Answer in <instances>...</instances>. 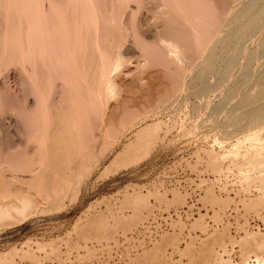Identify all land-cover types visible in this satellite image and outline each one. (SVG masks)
Instances as JSON below:
<instances>
[{"label": "rangeland", "instance_id": "374dc122", "mask_svg": "<svg viewBox=\"0 0 264 264\" xmlns=\"http://www.w3.org/2000/svg\"><path fill=\"white\" fill-rule=\"evenodd\" d=\"M216 1L219 4L208 0L210 4H206L203 9L200 8L205 10L202 11L203 13L209 11L212 13L205 15L208 18L205 22L209 24L206 33L210 34L203 37L207 45H204L203 41L202 44L200 39L199 48L191 40L182 39L183 33L186 32L184 26L180 27L182 24L178 22L179 26L174 21L170 23L174 25L171 27L167 23H162L169 19L173 21L171 18L173 16L169 14L170 18L162 19V14L168 16L167 13H161L162 8L161 10L159 8L162 6L159 5L158 0H139L141 3L139 5L142 7L136 10L135 16L133 15V27L147 40L154 39L162 31L163 34L167 32L165 35L161 33L162 36L170 35L172 38L175 36L185 40V44L188 45L183 44V41L181 44L187 48L184 49L186 56L183 61L181 60V66L179 65L181 62L176 65L182 69L184 67L183 73L186 70V74L181 73L182 70L177 69L174 62L164 58L160 51H155L153 55L146 53L156 61L152 64V68L155 69L148 66L144 72L141 71L137 68V61L144 58L140 54H144L145 48L137 44V41L141 42L142 38H136L135 42L133 29L129 33L131 37L134 36L131 38L125 32L111 28L110 33L114 38L119 35L118 40L126 34L122 49L127 58V73L125 71L124 75L129 79L132 78L134 86H131L133 90L130 87L128 92L126 90L123 92L125 98L123 94L121 96L123 101H126L127 97L130 98L131 100H127L129 104L120 101L126 107L133 105L127 107L128 109H124V104L118 106L117 111L121 110L119 113L116 112L113 119L116 123L112 121L115 123L111 126L113 130L111 132L110 128V134L105 137L102 135L103 140L98 136L101 133L100 110L90 108L94 110L93 113L85 111L89 110L87 102L92 94L88 97L83 88L79 89V99L81 96L84 97L80 99L82 107L80 106L81 110H79L84 111L79 112L81 119L83 118L81 123L88 121L82 126V130L92 126H90L92 130L88 131L86 128L87 133L84 132L85 134L82 135V140L85 139L83 147L90 145L88 146L90 149L87 148L85 153L83 149L76 150V156L74 155L76 160L72 159V163L65 162L64 170L70 178L66 180L64 186L66 188H63V196L58 205L53 199L49 200L50 204L46 199L39 200L44 207L43 211H40L42 210L40 207L36 210L37 213L29 216L26 214V217L23 215L24 218L19 216L22 218L17 220L14 218L13 222L0 225V264H264V117L262 115L264 109L261 110L260 107H264V17L263 20L260 19L261 22L255 24L256 28L253 26L250 33L245 32L240 42L239 40L236 42L234 32L240 26L238 22H242L243 19L238 21L239 18L236 19L234 16L249 1ZM211 2L216 3V7ZM130 4L135 10L136 3L130 2ZM130 6L127 7L129 10L132 9ZM208 6L209 11H206ZM118 8L120 12L129 14L126 7L118 6L114 8L117 13ZM218 10L221 11L218 16L216 13L213 14L215 11L218 13ZM224 10L230 17H225ZM136 16L139 27L136 26ZM209 16L213 23L209 20ZM209 22L214 28L221 27L213 29L217 33L208 30L211 27ZM140 25H143L144 33L140 30ZM172 30H175L176 34L175 32L173 34ZM227 34L234 36V40L230 41L232 46L226 48V51H223L224 49L215 51L213 42L218 38L226 37ZM234 42L238 46H235ZM228 44L223 47H227ZM138 45L141 52L136 50ZM189 45L196 50H191ZM201 45L204 48H201ZM201 49H203L202 53ZM187 51H190L191 56L195 52L196 56L191 57L192 59L186 58ZM197 51H200V54ZM219 51L223 54L221 52L219 54ZM209 53L217 55L213 65L215 67L212 68V73V69L207 73L205 82H201L195 75L199 71L200 63ZM219 55H222V58ZM161 64L163 67L160 68ZM164 65L168 68L165 69ZM227 66L228 71H226ZM162 69L167 71L164 73ZM217 72L221 73V76ZM156 73L161 75L157 76ZM142 74L152 78L150 85L138 82ZM11 76L13 79L9 77L8 82L5 83L8 88L11 86V89L7 91L5 87L6 89L3 88L1 93L4 108L7 106L5 104L9 105L8 101L15 100L11 94L16 93L18 90L16 88L20 86L18 85L20 79ZM186 78L187 82L184 83ZM60 83V79H56L55 84H58V88L53 84L52 90L57 94L51 91V97L55 96L57 99L60 96V99L62 95H59V92L63 94L67 89ZM197 83L205 84L206 90L201 92L202 85ZM260 88L262 95L259 97ZM62 90L64 91L61 92ZM19 92L21 91H17L16 94ZM141 92L145 94L142 95ZM139 94L146 100L142 101L144 98H140L142 96ZM7 95L14 98L11 99ZM138 95L140 97L136 98ZM3 98L9 100L5 101ZM139 98L141 100L137 101ZM63 101L65 103V100ZM136 104L140 107H136ZM257 108L261 110V116L258 115ZM253 111L257 112L258 118ZM87 112L98 117L88 114L92 116L89 118ZM20 118L23 120L22 117ZM131 118L132 123H130ZM5 124L0 126V129L3 128L0 130L3 133L0 134L3 140L6 139V141L2 140L6 144L13 139L11 132L14 127L10 129L9 126L5 127ZM20 125L23 126L21 120ZM149 126H152L151 129ZM148 137H151V141ZM130 147H134L133 152L135 151L134 155H131L132 158L124 160L126 162L117 161L111 169H105L104 166L114 160V155L116 161L124 150H129ZM72 171L75 175L77 172L81 175L74 179L75 175ZM70 179H74L71 180L74 184ZM18 183L20 185L16 184L17 188H26L29 185L19 181ZM38 205L40 206V203ZM15 217L18 218L17 215Z\"/></svg>", "mask_w": 264, "mask_h": 264}, {"label": "bare ground", "instance_id": "6f19581e", "mask_svg": "<svg viewBox=\"0 0 264 264\" xmlns=\"http://www.w3.org/2000/svg\"><path fill=\"white\" fill-rule=\"evenodd\" d=\"M214 1L217 2L216 0H213V2ZM248 1L249 2L247 4H245V6H243V8H241L237 12L236 16H234V17H236V19L237 18L240 19V20L238 19V21H242V19H243V21H242L243 23L240 22L241 23L240 24L238 22V24L240 26H238V29L236 28L235 32H234L236 42L238 40H239L238 42H240V38L245 34V32L247 34H248V32L250 33V31L253 30V29H251L253 26H255V28H256L257 25H255V24L258 23V21L261 22V20H263L262 18L264 17V0H248ZM130 2H134V4L136 3V6L134 5L135 10H134V8H132L130 6V5H132V4H130ZM158 2H160L159 5L162 6V7L159 6L160 10L162 8L161 13H165V14L167 13V16H168V17L163 16V14H162V16L159 15V14H161L160 10H159V13L157 12L159 17L161 16L162 19L164 17L167 19V18H170L169 14H171L173 16V17H171L173 19V21L171 19L166 20L169 22L162 21L161 18H159V20H161L163 24L167 23L170 25V23H173L174 21H176V23L179 26H180V24H182L180 27L184 26L183 28L186 29V32L182 31V32H185V33H183L182 39L185 38V40L186 39L191 40L192 42H194L197 45L196 46L193 43L196 47H199L198 46L199 42H200L199 40L202 39L201 43L203 44V42L205 41V40L203 41V37L205 35L206 36L208 35V33H206V30L208 28L207 25H209L207 22H205L206 21L205 19L207 18V16H205V15L208 13H210V14L212 13L211 11L208 10L210 5L208 6V8H206V11H209L208 13L202 12V11L205 12V10H202V9L205 6H207L208 4H210V3H208V0H158ZM213 2H211V3H213ZM221 2H222V0H221ZM230 2H229V4H230ZM240 2H241V0H240ZM139 3H140L139 0H0V126L2 124L9 123L7 125L5 124L6 125L5 127L9 126L10 129H12V127H14V130L11 132V133H13V139H12V141L9 140L10 142L7 141L8 144L6 142L7 146L3 142V141H6V139L4 138V140H3L1 138V134H0V225L13 222L14 218H15V220L21 219L23 217V215H25V217H26V214H27V216H29V215H32L34 213H37L36 210L38 208L40 209V207L42 208V210H40V211H43L44 207H43V205L41 206V202H40V201H42V199L48 200L49 204H50L49 200H51V199H53L54 203L56 202L57 205L60 203L61 197L63 196V194H62V192L64 191L63 188H66V187H64L66 182H67L66 180L70 178L69 176H67L68 174L66 175L67 172L65 173L64 164L71 161L72 159H75L74 157L76 156L75 155L76 150L79 149L81 151V149H83V151L85 150L84 151V153H85L88 149H90L88 147L90 145L83 147V143H84L85 139L82 140V135L87 133L88 128L86 127L87 129L84 128V130H82V126L87 124L88 121L84 122V124L81 123V120L83 118L81 119L79 112H81L80 110L82 107L80 105V101H81L80 99L83 96H81L79 99L80 95H78V93H79L80 88L84 89V91L87 93L86 95H88V97L90 94H92V97L89 98L88 102H87L88 106H89V108H88L89 110H85V111H88L90 113L92 111V109L90 110V108H93L94 110H97V111L100 110L101 116L99 114L98 115H99V117H102V120L100 118L101 133L98 134L99 138L104 140L103 136L104 137L107 136L108 134H110V131L113 130L111 128V126L116 123L115 122L116 120L114 121L113 119H115V116L117 114L116 112L119 113L121 110V109H119L117 111L118 106L119 105L122 106L125 102L128 103L129 101L127 102V100L130 99L127 97L129 95H127L126 96L127 100L123 101L122 100V98L124 97L123 92L125 90L128 92V90H129L128 88H130L133 85L132 84L133 82L131 81L132 78L129 79L124 75L126 68H127L126 67L127 58L124 56L125 54L123 53L122 49L124 48L123 44H125L123 38L126 37V34H128V36H129L130 35L129 33L133 29V31H134L133 34L135 36V38H134L135 42L137 41L136 38L137 39H139L138 37L142 38V39H140L141 42L137 41V44L139 43L143 48H145L144 52L142 51L144 54L139 53L140 56H143L144 58L142 60L139 59L137 61V68L141 69V71H143V72L145 69H147L148 66H150L152 68V64H154L156 62L155 60H153L154 58H151L149 55H147L149 53H150V55H153L155 53V51L156 52L160 51V53L164 56V58L172 61V63L174 62L175 63L174 65H176V63L178 65V63L181 62V60L186 56L184 49H187V48L182 46L183 44L186 43L185 40H181V38H176L175 36H173L174 38H172V37H170V35H168L167 37L162 36V34L164 33L162 30H161L163 32V33L161 32L162 34L159 33V36H155L154 39L151 38L150 40L149 39L147 40V38L144 35L142 36L140 34V32H137L135 30V28L133 27L132 18H133V15L135 16L134 13L137 12L136 10H138L140 7H142L141 5H139ZM115 5H117L120 8H122V7L127 8L128 6H130L132 9L129 10L127 8L129 10V12L127 9L126 10L129 14H126V13L120 12L119 8H118V13H119L118 14L117 10H115L117 7ZM215 5H216V3L214 4V6ZM214 6H213V8H214ZM143 7H144V5H143ZM200 8H202V9H200ZM210 10H211V7H210ZM220 10H218V13L216 11L213 12V14L216 13V15L218 16ZM225 11L226 10H224V14L227 13ZM152 12H154V11H152ZM120 13H122V14H120ZM141 13H142V10H141ZM139 14H140V10H139ZM212 16L216 17L214 15H212ZM226 16H227V14H225V17ZM156 17H158V16L156 15ZM137 19H138V17L136 16V19H135V22H137L136 26L139 25ZM210 19L211 18L209 16V20ZM170 21H172V22H170ZM210 21H212V20H210ZM209 23L211 24V27H212V29H211V27L208 29L209 31H211L213 29L215 30L218 28V27L214 28L212 26L213 21H212V23L211 22H209ZM232 23H234V22H232ZM226 24H228V23H226ZM142 26L140 25L141 29L140 28L139 29L143 31L144 29L142 28ZM170 26L172 27L174 25L171 24ZM215 26H217V25L215 24ZM111 28L119 29V32H121V31L125 32L126 33V34H124L125 37L123 36V37H121V39L118 40V38H119V35H118V36H115V38H114L113 37L114 35L112 36V34L110 33V32H112ZM175 28H176V26H175ZM220 28L221 27H219L218 29H220ZM129 29H131V30H129ZM147 29H149V28H147ZM236 30H237V32H236ZM145 31H146V29H145ZM172 31H173V34H174V32L176 34L175 30H172ZM172 31H171V33H172ZM214 32H216V31H214ZM143 33H144V31H143ZM145 33H147V32H145ZM169 33L170 32H168V34ZM109 34H111V36ZM154 34H155V32H154ZM160 34H161V36H160ZM165 34H167V32ZM165 34H163V35H165ZM178 34L179 33H177V35ZM155 35H157V34H155ZM134 36L132 35V37H131V35H130L131 38H133ZM147 36H150V35H147ZM212 37H214V36H212ZM144 38H145V40H144ZM206 39H207V37H206ZM232 39L234 40V36L232 37V36H230V34H227L226 37L224 36L223 38L222 37L218 38V39H216V41L214 39L215 42H213V43L215 46V51L218 49L219 50L224 49L223 51H226L225 49L231 45L230 41ZM211 40H213V39H211ZM126 41L127 40H125V42ZM182 41L184 42L183 44H181ZM208 41L209 40H207V43H208ZM228 42H230V44H228ZM263 42H264V40H263ZM131 43H134V42H131ZM205 44H206V42H204V45ZM225 44H228V45H227V47L224 48L223 46ZM236 44L237 43H235V46H238ZM191 45H189V46H191ZM194 45H192V46H194ZM130 46H131V44H130ZM192 46H191V50L194 49ZM128 47H129V44H128ZM233 47H234V45H233ZM188 48L190 49V47H188ZM201 48H204V47H202V45H201ZM127 49H129V48H127ZM139 49H140V46L136 50H139ZM194 50H196V49H194ZM202 50L203 49H201V53H202ZM199 52L200 51H197V53H199ZM220 52L222 53V51H219V54H220ZM187 53H188V55H187L188 57H186V58L190 59L191 57L196 56L194 54L195 52L192 53L193 56H191L190 51L189 52L187 51ZM158 56H159V54H158ZM197 56H199V55H197ZM203 56H204V54H203ZM216 56L217 55H215V54L211 55L209 53L205 57L204 61L202 63H200L201 66L197 65V66H200V68L198 69L199 71H197L198 73L195 76L199 81L205 82V79H206L205 76L207 75V73H209V71L212 68L215 67V66L213 67V65H214V61H216V58H217ZM219 56H221V58H222V55H219ZM154 57H155V55H154ZM158 60H159V58H158ZM163 60H161V61H163ZM202 60H203V58H202ZM219 60H221V59H219ZM219 60H217V61H219ZM168 64H170V63H168ZM168 64H166V65H168ZM180 64L182 65V62L179 63V65ZM189 64L191 65V63H189ZM177 65L175 67L177 69H181L182 70L181 73H183V70L185 68L183 67V69H182L180 67L181 65L180 66H177ZM192 65H193V63H192ZM229 65L231 66V63H229ZM161 67H163L162 64L160 65V68ZM167 68L168 67L165 66V69H167ZM152 69H155V68H152ZM228 69L229 68L227 66L226 71H228ZM216 70H214L215 71L214 73H216ZM224 70H221V71H224ZM162 71L164 72L167 70L162 69ZM185 71H184V73H185ZM212 72H213V69H212L211 73ZM218 72H219V70H218ZM218 72H217V74H218ZM126 73H127V71H126ZM136 73H138V72H136ZM167 73L169 74V72H167ZM148 74H150V73H148ZM158 74H159V76L161 75L160 73H156L157 76H158ZM219 74L218 75L221 76V73H219ZM11 75H13L15 78L20 79V82L16 79L19 82L18 85H20V86H18L20 88L17 87L16 90L18 89L17 91L20 90L21 92H19L20 94L18 93L19 95L16 94L17 91H16V93H13V92H15V91H13L12 92L13 94H11V92H9L15 98L11 97L10 95L9 96L7 95V96L11 97V99L14 98L15 100L13 99L14 100L13 102H9L8 101L9 99L3 98V100H5V101L7 100L9 103V105L5 104L7 106H5V108H4L3 104L1 102V93H3L2 92L3 88L4 89L7 88V91H9L11 89L10 88L11 86H9V88H8L7 87L8 85L6 86V84H5L8 82V78ZM130 75H132V74H130ZM178 75H180V74H178ZM223 75L224 74L222 73V76ZM11 79H13V78H11ZM56 79H60L61 86H64V88L65 87L67 88L65 91L64 90L61 91V92L64 91L63 94L59 92V95L61 94L62 96L60 99H59L60 96H58V98H57L58 100L56 99V97L54 95L53 96L55 98L51 97V94L55 92V90L54 91L52 90L53 89L52 86H54L53 84H55ZM181 79H183V77H181ZM151 80H152L151 77L149 78V76H146V75L144 76L142 74L139 77L138 82H140V84L145 83V84L150 85V83H152ZM156 80H155V83H156ZM160 81L161 80H159V82ZM185 82H187V78H186V80H184V83ZM17 83L15 86H17ZM197 84L202 85L200 83H197ZM55 86H57V88H58V84H55ZM139 86H141V85H139ZM142 86H144V84H142ZM13 87H14V85H13ZM150 88H151V86H150ZM206 88H207V86L205 84L202 85L201 92H204L206 90ZM130 89L133 90L132 87ZM7 91H6V93H8ZM51 91H52V93H51ZM155 91H156V89H155ZM260 91H261V94L259 95V97L262 95V89ZM168 92H169V89H168ZM132 93H134V92H132ZM164 93H167V92H164ZM55 94H57V92H55ZM122 94H123V97H121ZM140 94L143 95L145 93L141 92ZM139 95L137 97L136 96L135 97L138 98V97L142 96V95H140V96ZM257 97H258V95H257ZM53 98L56 100H54ZM131 98H133V97H131ZM140 98H144V96H142ZM140 98L137 99V101L138 100L140 101L141 100ZM251 99H253V98L251 97ZM63 100H65V103H63L64 102ZM117 100H119V102H121L120 100H122L124 103L121 102L122 104L121 103L119 104V102ZM143 100L145 101L146 98L142 99V101ZM149 101H150V98H149ZM146 102H148V101H146ZM84 103H86V102H84ZM134 103H136V101ZM137 103H140V102H137ZM130 105L131 106L127 105V107L130 108V107H132L133 104H130ZM138 106L140 107V105H137L136 107H138ZM143 106H144V104H143ZM83 107H84V109H87L85 106H83ZM124 107H122V108L128 109L126 107V105ZM260 107H261V110H262V108L264 109V107H262V106H260ZM145 108H147V107H145ZM135 109L136 108L134 107V110ZM94 110L91 113H93ZM261 110H259V109L257 110V112L259 111L258 115H260V116L262 114V113H260ZM97 111H95V112H97ZM263 111L264 110H262V112ZM83 112L84 111L82 110L81 113H83ZM88 112L86 114L87 116L89 114ZM253 112H256V111H253ZM257 112L254 113L255 116H256ZM244 114H246V113H244ZM89 115H95V114H89ZM250 115H252V112ZM262 115L264 117V113ZM87 116H82V117H87ZM95 116L98 117L97 115H95ZM20 117H22L23 120ZM88 117L91 118L92 116H88ZM117 117H118V115H117ZM251 117H253V116H251ZM256 117H253V118H256ZM137 118H139V117H137ZM137 118H134V119H137ZM19 119L21 120V123L23 126L20 125ZM83 121H85V118ZM112 121H114L115 123L114 122L112 123ZM130 121H131L130 123H132V118ZM90 122H91V120H90ZM120 125L123 126L124 124L120 123ZM90 126H89V129L92 127V126L91 127ZM146 126H148V125H146ZM152 126H154V125L152 124ZM151 127H150V129H151ZM8 128H6V130ZM142 128H144V127H142ZM1 129H3V128H1ZM89 129H88V131H89ZM109 129H110V131H109ZM145 129H147V128H145ZM90 130H92V129H90ZM108 131H109V133H108ZM145 131H147V130H145ZM0 133H3V132H0ZM11 133H9V135ZM91 133H92V131H91ZM147 133H148V131H147ZM6 135H7V133H6ZM9 135H8V137H9ZM10 136H12V135H10ZM8 137H6L7 140H8ZM93 137H94V135H93ZM256 137H258V135ZM150 138H149V140L151 141ZM106 140H107V138H106ZM2 142L4 143V145ZM11 142H12V144H11ZM9 143L11 145H9ZM137 147L140 148V146H137ZM133 150H134V147H130L129 150H124V153L123 154L121 153L122 155L120 154L121 157H118L119 159L116 156V158H117L116 161H115V155H114V157H113L114 160H111L107 166H104L105 169H107V168H108L107 170L111 169V167H113L117 161H119V163H120V162H122L128 158H132L131 155H134V152H135V151L133 152ZM122 151H123V149H122ZM79 154H81V153L79 152ZM87 155H89V154H87ZM72 162L73 161H71V163ZM75 162H77V161H75ZM78 162H80V161H78ZM124 162H126V161H124ZM70 167H71V165H70ZM75 167H77V166H75ZM81 167H82V165H81ZM67 170H68V173H70L69 167H67ZM74 175H75V173H74ZM74 175H73V177H74ZM80 175L77 172V175H75L74 179ZM74 179H70V181L74 180ZM18 181L23 182L25 184L27 183L29 185H27L26 188H23V187L17 188L18 186H16V184H19ZM70 183H68V185ZM44 202H46V201H44ZM38 203H40V206L38 205ZM48 203H42V204H48ZM15 215H17L18 218H16ZM19 216H22V217L20 218Z\"/></svg>", "mask_w": 264, "mask_h": 264}]
</instances>
